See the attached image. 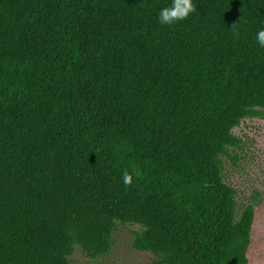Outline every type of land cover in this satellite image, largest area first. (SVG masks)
Returning <instances> with one entry per match:
<instances>
[{
  "label": "trees",
  "instance_id": "1",
  "mask_svg": "<svg viewBox=\"0 0 264 264\" xmlns=\"http://www.w3.org/2000/svg\"><path fill=\"white\" fill-rule=\"evenodd\" d=\"M192 3L0 0V264L96 260L126 225L150 264H249L222 159L264 113V0Z\"/></svg>",
  "mask_w": 264,
  "mask_h": 264
},
{
  "label": "rangeland",
  "instance_id": "2",
  "mask_svg": "<svg viewBox=\"0 0 264 264\" xmlns=\"http://www.w3.org/2000/svg\"><path fill=\"white\" fill-rule=\"evenodd\" d=\"M232 134L240 140V146L231 151V158L222 159V176L235 191L237 204H251L255 209L249 264H264V113L242 120ZM138 230L137 226H118L106 256L88 260L74 246L69 261L71 264H150L154 260L151 254L132 249V234Z\"/></svg>",
  "mask_w": 264,
  "mask_h": 264
},
{
  "label": "clouds",
  "instance_id": "3",
  "mask_svg": "<svg viewBox=\"0 0 264 264\" xmlns=\"http://www.w3.org/2000/svg\"><path fill=\"white\" fill-rule=\"evenodd\" d=\"M194 11L192 0H171V4L161 7L158 12V22L161 25H170L172 23L184 20ZM257 44L264 48V26L255 33ZM122 181L125 186L131 182V176L125 172L122 174Z\"/></svg>",
  "mask_w": 264,
  "mask_h": 264
}]
</instances>
